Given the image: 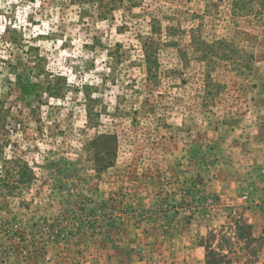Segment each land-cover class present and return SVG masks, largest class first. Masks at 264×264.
I'll return each instance as SVG.
<instances>
[{
  "label": "rangeland",
  "instance_id": "rangeland-1",
  "mask_svg": "<svg viewBox=\"0 0 264 264\" xmlns=\"http://www.w3.org/2000/svg\"><path fill=\"white\" fill-rule=\"evenodd\" d=\"M231 127L264 136V0H0V264H106L176 220L264 264L236 222L264 236V148L236 177Z\"/></svg>",
  "mask_w": 264,
  "mask_h": 264
},
{
  "label": "crops",
  "instance_id": "crops-1",
  "mask_svg": "<svg viewBox=\"0 0 264 264\" xmlns=\"http://www.w3.org/2000/svg\"><path fill=\"white\" fill-rule=\"evenodd\" d=\"M255 128L256 135H254ZM231 129L237 135L240 133V135L248 137V139H239V135L238 138L235 137L237 139L233 140L230 148L232 150L236 149V152L222 160L230 163L231 171L233 170L232 172L236 177H239L241 169L238 168L243 162H246V167L257 162L260 151L264 148V140H262L264 136H262V139L257 138V134L260 133L258 127H231ZM260 147L261 149H259ZM241 168H243L242 165ZM224 170L226 169L224 168ZM221 171L215 180L216 183H220V180L225 178V171L222 169ZM212 188L216 190L215 185ZM217 188L218 193H224V188ZM244 224L246 227H249L248 230L251 233V237H241V239L246 240L248 245L252 242L261 243V239L264 236L256 239L252 234L253 224L251 222H244ZM175 225L178 227V230L182 231L183 221L176 220ZM187 226L184 227L183 232L189 230ZM172 228L173 231L175 228L173 226ZM178 230L176 229V232H171L173 234L167 237H157L155 231L154 233H144L143 230L142 233L134 231L130 239L123 240H127L126 243L112 247L113 252L106 256L107 262L105 259L104 262L106 264H223L221 257L217 254H212L209 250L208 241L204 238L205 236L203 237L202 233H198L199 235L194 237L193 231L189 230L187 234L192 235L189 238L183 232V234H180ZM180 240H182L181 243L179 242ZM96 264H101V262Z\"/></svg>",
  "mask_w": 264,
  "mask_h": 264
},
{
  "label": "trees",
  "instance_id": "trees-1",
  "mask_svg": "<svg viewBox=\"0 0 264 264\" xmlns=\"http://www.w3.org/2000/svg\"><path fill=\"white\" fill-rule=\"evenodd\" d=\"M98 138H104V139H108L109 141H111V143H110V145L108 147L106 145V148H105L104 151H103V149H98V150L103 152L101 157H96L94 155L96 165L98 163V165L95 168L97 169V171H100L101 169L102 170L105 169L108 165H111L114 162V159L116 157V147L111 148L112 147L111 144L113 143V140H114L115 136L101 135ZM108 149H109V151H108ZM95 154H96V152H95ZM18 172L19 173H18L17 176H19L20 180L23 181L24 180L23 179V170L19 169ZM242 221H243L242 219L236 220L237 223L240 222L237 225V228L239 230L238 235H239L240 238L241 237L250 238L251 237V233L248 230L249 227H246L244 222H242Z\"/></svg>",
  "mask_w": 264,
  "mask_h": 264
},
{
  "label": "built area",
  "instance_id": "built-area-1",
  "mask_svg": "<svg viewBox=\"0 0 264 264\" xmlns=\"http://www.w3.org/2000/svg\"><path fill=\"white\" fill-rule=\"evenodd\" d=\"M246 198H247V195L244 194V195L242 196V199H246Z\"/></svg>",
  "mask_w": 264,
  "mask_h": 264
}]
</instances>
